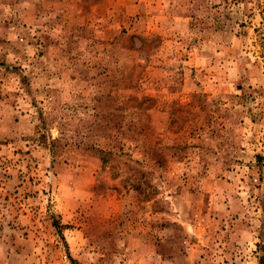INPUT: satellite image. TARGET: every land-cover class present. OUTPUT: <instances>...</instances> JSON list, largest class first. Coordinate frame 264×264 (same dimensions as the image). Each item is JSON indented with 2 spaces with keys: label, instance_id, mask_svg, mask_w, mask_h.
Listing matches in <instances>:
<instances>
[{
  "label": "rangeland",
  "instance_id": "374dc122",
  "mask_svg": "<svg viewBox=\"0 0 264 264\" xmlns=\"http://www.w3.org/2000/svg\"><path fill=\"white\" fill-rule=\"evenodd\" d=\"M0 264H264V0H0Z\"/></svg>",
  "mask_w": 264,
  "mask_h": 264
}]
</instances>
